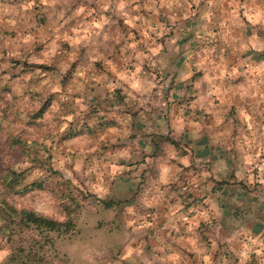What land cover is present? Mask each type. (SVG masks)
Masks as SVG:
<instances>
[{
  "label": "crops",
  "instance_id": "1",
  "mask_svg": "<svg viewBox=\"0 0 264 264\" xmlns=\"http://www.w3.org/2000/svg\"><path fill=\"white\" fill-rule=\"evenodd\" d=\"M104 4L132 28L113 39L129 65L110 67L117 93L97 116L122 143L118 189L143 234L129 249L144 264H264V54L246 49L245 2ZM211 27L225 37L201 49Z\"/></svg>",
  "mask_w": 264,
  "mask_h": 264
},
{
  "label": "rangeland",
  "instance_id": "2",
  "mask_svg": "<svg viewBox=\"0 0 264 264\" xmlns=\"http://www.w3.org/2000/svg\"><path fill=\"white\" fill-rule=\"evenodd\" d=\"M110 1L0 0V174L12 168L42 181L14 205L62 223L56 231L19 228L5 214L0 264H144V250L128 246L143 234L112 161L122 143L97 118L117 93L110 67L129 65L124 43L113 39L132 28ZM240 1L246 49L264 54V0ZM216 30L195 32L194 42L213 49L225 37Z\"/></svg>",
  "mask_w": 264,
  "mask_h": 264
},
{
  "label": "trees",
  "instance_id": "3",
  "mask_svg": "<svg viewBox=\"0 0 264 264\" xmlns=\"http://www.w3.org/2000/svg\"><path fill=\"white\" fill-rule=\"evenodd\" d=\"M9 144L20 146L18 139H12ZM42 188V181L39 179L26 181L21 171L18 172L12 168L5 169L0 174V222L5 214H9V220H14V223H11L19 228H34L44 231H56L59 229L62 223L42 216L31 209L16 208L14 205V197H21L32 190H40ZM4 228V225H0V231Z\"/></svg>",
  "mask_w": 264,
  "mask_h": 264
}]
</instances>
